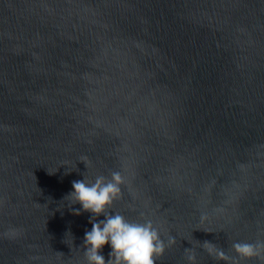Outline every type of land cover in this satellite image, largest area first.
Segmentation results:
<instances>
[{"label":"water","instance_id":"obj_1","mask_svg":"<svg viewBox=\"0 0 264 264\" xmlns=\"http://www.w3.org/2000/svg\"><path fill=\"white\" fill-rule=\"evenodd\" d=\"M114 171L156 264L264 242V0H0V264H86L65 197Z\"/></svg>","mask_w":264,"mask_h":264},{"label":"clouds","instance_id":"obj_2","mask_svg":"<svg viewBox=\"0 0 264 264\" xmlns=\"http://www.w3.org/2000/svg\"><path fill=\"white\" fill-rule=\"evenodd\" d=\"M123 183L124 178L119 171L112 172L110 179L98 176L93 183H87L84 177L72 182V191L65 197L70 199L71 204L81 205L80 209L73 210L74 215H79L81 211L91 213V230H86L83 237L86 264H156V259L165 251V242L151 220L131 222L120 213L109 214L111 205L120 197ZM100 215L104 219L97 221L96 217ZM174 243L175 238L170 236L167 246ZM105 245L111 248L107 260L100 254ZM203 246L210 256L231 261V264H238L237 258L258 257L264 260V242H234L232 250L236 257H229L222 248L211 242L204 241ZM187 259L194 264L195 254L190 253Z\"/></svg>","mask_w":264,"mask_h":264}]
</instances>
